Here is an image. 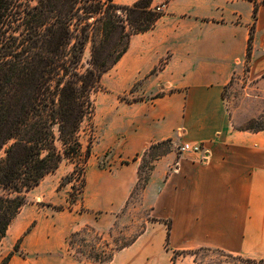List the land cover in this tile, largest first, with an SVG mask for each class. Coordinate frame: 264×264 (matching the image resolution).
<instances>
[{
	"label": "crops",
	"instance_id": "1",
	"mask_svg": "<svg viewBox=\"0 0 264 264\" xmlns=\"http://www.w3.org/2000/svg\"><path fill=\"white\" fill-rule=\"evenodd\" d=\"M138 1L113 0L129 7ZM152 7L163 13L156 26L133 35L102 78L111 95L102 148L116 165H88L72 210L25 206L0 244V263L20 242L22 254L8 264H91L75 257L70 236L88 226L109 234L137 186L142 155L167 140L204 151L170 152L155 162L141 199L150 218L107 264H171L174 252L200 248L264 259V130L240 128L261 110L234 103L236 92L245 100L264 96V0H153Z\"/></svg>",
	"mask_w": 264,
	"mask_h": 264
},
{
	"label": "trees",
	"instance_id": "2",
	"mask_svg": "<svg viewBox=\"0 0 264 264\" xmlns=\"http://www.w3.org/2000/svg\"><path fill=\"white\" fill-rule=\"evenodd\" d=\"M152 4L153 0H140L130 7L113 0H0V244L28 204L27 193L54 174L65 160L75 165L89 163L93 142L85 150L81 136L83 125L95 115L93 95L103 88V75L127 52L131 37L153 29L162 17ZM255 23L251 26L247 62L252 57ZM90 43L91 59L85 66ZM121 100L130 103L141 99ZM243 130L259 131L264 126ZM165 143L172 140L151 145L142 160ZM167 154L154 159L143 189L155 162ZM131 162L123 160L121 164ZM141 169L140 164L134 191L142 180ZM83 180L81 194L86 185L85 177ZM63 186L64 180L59 188ZM69 197L66 206L46 205L58 211L72 210L77 200L72 193ZM170 228L171 222L167 249ZM85 229L93 231L89 226ZM83 233L77 231L70 236L72 250L76 237ZM135 240L110 252L90 251V263L111 262L118 251ZM106 246L109 249V244ZM16 252L21 253L20 242L0 264H8ZM178 253L174 252L172 264H176ZM250 263L264 264V260Z\"/></svg>",
	"mask_w": 264,
	"mask_h": 264
},
{
	"label": "rangeland",
	"instance_id": "3",
	"mask_svg": "<svg viewBox=\"0 0 264 264\" xmlns=\"http://www.w3.org/2000/svg\"><path fill=\"white\" fill-rule=\"evenodd\" d=\"M91 48L92 45L90 43L85 51V66H88V62L91 59ZM245 67L247 70L248 62L245 63ZM102 87L101 90L93 95L95 101V115L92 121H87L83 125L84 131L81 136V142L85 150L89 142H93L92 157L90 158L89 163L87 165H75L65 160L54 174L47 176L38 187L27 193L28 204L26 206L34 204L36 209H42L46 203L53 201L60 202L64 197L69 200L70 193H72L77 200L81 195L80 191L82 190L84 181V172L88 165L96 163L104 167H112L116 165L115 161L113 162V153L110 150L106 151L102 148V138L105 137L108 127L106 122L109 115L107 107L111 102V95L106 91L104 86ZM121 98L131 100L127 97ZM234 99L236 105L240 104V106H243L246 109L254 108L255 110H261V114L258 118L243 124L240 128H260L264 126V96L259 100L253 98L245 100L240 97L238 92H236ZM170 152L179 154L178 146L173 143L162 144L153 149L150 155L143 158L141 161L142 169L140 176L142 180L140 181V186H138L132 194L126 208L121 213V217L116 226L111 229L110 232L108 231L109 234L107 233L104 236H99L95 230L87 231V229H84L82 236L76 237V244L72 252L76 253V257L81 263L91 262V260H89L90 251H92L93 254L103 249L110 252L109 250L116 248L117 245H122L137 238L144 230L146 221L150 218V208L145 206L141 200L143 192L142 185L144 184V179L150 174V168L153 165L154 159L159 155ZM99 154L101 155L99 156ZM117 162L119 163V161ZM71 179L72 182L69 183V180ZM63 180L64 186L59 188ZM42 196H44V200L41 203H38L37 198H41ZM62 205L66 206L68 205V202ZM106 244H109V249ZM2 249L3 248H0V252ZM80 251H84L86 254H82ZM249 260H256L258 262L264 259L261 257H245L215 248H200L193 251L179 252L178 255H176V264H252Z\"/></svg>",
	"mask_w": 264,
	"mask_h": 264
},
{
	"label": "built area",
	"instance_id": "4",
	"mask_svg": "<svg viewBox=\"0 0 264 264\" xmlns=\"http://www.w3.org/2000/svg\"><path fill=\"white\" fill-rule=\"evenodd\" d=\"M157 12H162L160 7H156L154 8ZM204 149L200 144H196V143H184L181 146L178 147V152L180 154H190V155H199L201 153H203ZM208 151H206L204 153V160L208 159Z\"/></svg>",
	"mask_w": 264,
	"mask_h": 264
}]
</instances>
